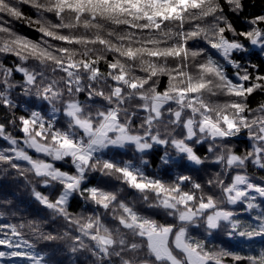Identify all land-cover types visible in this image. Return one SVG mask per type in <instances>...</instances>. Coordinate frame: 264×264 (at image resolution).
Returning a JSON list of instances; mask_svg holds the SVG:
<instances>
[{
	"label": "trees",
	"instance_id": "obj_1",
	"mask_svg": "<svg viewBox=\"0 0 264 264\" xmlns=\"http://www.w3.org/2000/svg\"><path fill=\"white\" fill-rule=\"evenodd\" d=\"M69 103L98 132L110 120L156 139L101 149L81 170L37 152L31 139L91 140ZM237 178L259 211L230 201ZM262 192L264 0H0V264L16 240L42 264H174L147 235L162 229L179 264H193L179 232L201 264H264Z\"/></svg>",
	"mask_w": 264,
	"mask_h": 264
},
{
	"label": "rangeland",
	"instance_id": "obj_2",
	"mask_svg": "<svg viewBox=\"0 0 264 264\" xmlns=\"http://www.w3.org/2000/svg\"><path fill=\"white\" fill-rule=\"evenodd\" d=\"M234 45H229V49H233ZM158 101V100H157ZM155 101V102H157ZM159 102V101H158ZM156 107L155 105L153 106ZM79 110V107L75 103H69L67 104L66 113L68 116H70L73 119L74 124L89 138L92 137L90 141L83 143V142H72L66 139L65 136L61 134H57V137H62L63 141L61 143V148H51L44 146L42 144L37 143L33 139L29 141L30 146L35 149L37 152L44 153V154H50L53 156V158L59 159L60 156L63 154L71 155V163H75L77 169H82V163H84L88 157L96 152H98L101 149H105L107 147H123L127 143H133L135 147L141 151L146 150L150 146V142L156 139L155 137L147 138L146 136L140 137L135 135H129L125 131V127L117 124L114 122V124H111V121L108 120L107 123L103 125V128L99 131V128L93 127L91 122L80 120L76 116V112ZM179 112H176L175 115L178 116ZM50 127V125H47ZM206 128L209 129V131H213L212 128L209 126H206ZM203 129V128H202ZM157 141V140H155ZM176 150L185 153L186 156H190L194 161L195 158L192 155V152L185 148L184 145L181 143L178 145H175ZM236 159L232 157L230 159L231 162H234ZM35 168V171L38 174H54V170L51 169V166L46 163H36L33 165ZM70 185L73 187H78V181L76 178L72 179L70 178ZM70 190H64L61 193V196L59 198V202H64L66 198L69 196ZM228 196L230 198L231 202L236 201H244V199H247L246 201L248 205V209L254 208L257 211L259 209L256 207V202L254 200L255 196L253 192H251L250 183L245 178H237L234 182L233 186L228 190ZM261 197H264V192L260 194ZM194 217V213L192 212H183L180 216L182 220H190ZM225 218V215H223L220 212H216L215 214L210 215V225H215L218 220ZM256 227L259 229V232H264V218L261 216H258L257 222L254 223ZM169 233L170 229H162L159 231H150L147 232V235L150 238L151 245L153 246L155 252L159 256L166 257L170 261H172L174 264H179L174 257L169 253V250L166 246V242L169 239ZM17 241V242H16ZM10 242V245H15L16 247L13 249L12 254L16 253L15 256L12 255L13 258H8L11 262V264H42L40 258L35 255L34 253L28 251L24 246L19 245L18 240ZM14 243V244H13ZM176 245L183 249L187 253V257L190 262L193 264H201L202 260L197 257L193 252L188 250L186 246L183 243V232H179L177 237L175 238ZM7 245H9L7 243ZM0 256L6 257L5 254L0 253ZM8 257V256H7ZM195 261V262H194Z\"/></svg>",
	"mask_w": 264,
	"mask_h": 264
}]
</instances>
